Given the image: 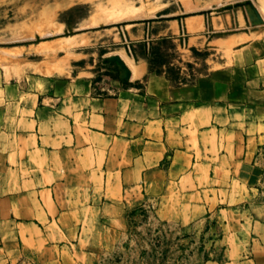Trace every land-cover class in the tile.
Returning <instances> with one entry per match:
<instances>
[{
  "label": "crops",
  "instance_id": "1",
  "mask_svg": "<svg viewBox=\"0 0 264 264\" xmlns=\"http://www.w3.org/2000/svg\"><path fill=\"white\" fill-rule=\"evenodd\" d=\"M250 34L176 75L0 70V264H264V28Z\"/></svg>",
  "mask_w": 264,
  "mask_h": 264
},
{
  "label": "rangeland",
  "instance_id": "2",
  "mask_svg": "<svg viewBox=\"0 0 264 264\" xmlns=\"http://www.w3.org/2000/svg\"><path fill=\"white\" fill-rule=\"evenodd\" d=\"M254 28H264V0H0V70L106 77L119 69L129 79L143 61L176 75L220 38L254 37Z\"/></svg>",
  "mask_w": 264,
  "mask_h": 264
}]
</instances>
